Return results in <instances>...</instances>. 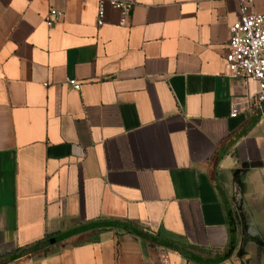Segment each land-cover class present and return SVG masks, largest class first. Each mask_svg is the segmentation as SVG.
<instances>
[{
  "label": "crops",
  "instance_id": "obj_1",
  "mask_svg": "<svg viewBox=\"0 0 264 264\" xmlns=\"http://www.w3.org/2000/svg\"><path fill=\"white\" fill-rule=\"evenodd\" d=\"M99 1L0 0V264H264L240 1L106 3L98 26Z\"/></svg>",
  "mask_w": 264,
  "mask_h": 264
},
{
  "label": "built area",
  "instance_id": "obj_2",
  "mask_svg": "<svg viewBox=\"0 0 264 264\" xmlns=\"http://www.w3.org/2000/svg\"><path fill=\"white\" fill-rule=\"evenodd\" d=\"M241 14L230 27V37L225 56L226 66L230 77L236 80H256L259 83L258 93L245 100L246 107L258 110L264 117V13L253 12V0H239ZM108 3L120 11L121 23H126L130 18L135 3L125 0H100L97 14V25L105 23V5ZM63 12L52 8L49 11L47 23L53 26L59 22ZM67 83L76 90L81 84L76 79L68 78ZM240 105L234 103L231 116H237Z\"/></svg>",
  "mask_w": 264,
  "mask_h": 264
},
{
  "label": "rangeland",
  "instance_id": "obj_3",
  "mask_svg": "<svg viewBox=\"0 0 264 264\" xmlns=\"http://www.w3.org/2000/svg\"><path fill=\"white\" fill-rule=\"evenodd\" d=\"M261 227H262V225H261Z\"/></svg>",
  "mask_w": 264,
  "mask_h": 264
}]
</instances>
